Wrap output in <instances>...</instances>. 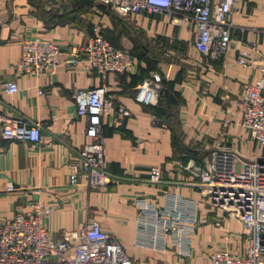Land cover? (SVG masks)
<instances>
[{"label": "crops", "instance_id": "crops-1", "mask_svg": "<svg viewBox=\"0 0 264 264\" xmlns=\"http://www.w3.org/2000/svg\"><path fill=\"white\" fill-rule=\"evenodd\" d=\"M34 1L0 0V79L12 78L17 87L13 94L0 95V129L2 118L15 114L37 121L41 132L36 145L0 136V219L26 211L29 202L38 201L50 208L44 226L52 239L95 220L121 242L136 264H196L202 257L195 256L194 247L185 256L169 239L159 247L153 238L156 229L147 226V219L144 225L139 223L135 201L142 199L158 209L197 201L200 217L206 201L180 165L187 159L200 163L214 145L236 139L239 154L260 152L239 125L234 105L241 87L258 72L254 66L237 65L234 58L240 41L248 39L257 44L264 64V0H236L229 19V47L214 60L194 49L191 29L173 26L161 14H142L129 15L125 26L132 57L126 73L98 75L84 71L82 65L71 68L60 62L53 74H14L9 65L24 37L35 35L64 47L82 43L95 26L85 27L81 16L51 21L36 14ZM96 27L112 46L119 47L116 35ZM125 27H118L117 34ZM153 73L160 77L156 103L135 102V87ZM94 87L104 88L115 105L129 113L123 117L113 109L101 119L109 179L102 189L87 187L83 176L75 185L67 181L71 166L78 164V150L87 141L84 119L75 114L72 94ZM150 167L159 168L157 182L148 180ZM7 183L13 191H5ZM194 236L189 244L197 242Z\"/></svg>", "mask_w": 264, "mask_h": 264}, {"label": "built area", "instance_id": "built-area-1", "mask_svg": "<svg viewBox=\"0 0 264 264\" xmlns=\"http://www.w3.org/2000/svg\"><path fill=\"white\" fill-rule=\"evenodd\" d=\"M100 2L122 16L161 14L171 25L191 29L195 35L194 49L212 60L229 47V19L236 0ZM240 42L234 62L242 67L254 66L258 76L241 87L234 105L239 125L260 152L239 154L234 148L235 142L231 146L214 145L200 163L187 159L180 167L193 177L190 184L198 188L200 199H205L209 208L224 212L240 224L246 242L241 251L226 248L212 251L196 264H264V64L260 62V51L254 41L243 39ZM60 62L71 68L82 65L84 71L98 75L123 74L131 67L132 57L128 49L112 46L94 26L82 43L64 47L39 36L24 37L9 69L14 74L40 76L53 74ZM159 90L160 77L153 73L135 87L133 99L153 105ZM16 91L12 78L0 79V95ZM72 99L75 114L84 119L83 134L87 141L78 150V164L71 166L67 181L75 185L78 177L83 176L87 187L102 189L109 179L103 159L101 119L113 109L123 117L129 113L115 105L102 87L76 89ZM1 122L0 136L4 140L31 145L41 140L37 121L14 114L2 118ZM153 122L157 121L153 119ZM159 174L158 167H150L148 180L157 182ZM13 190L11 183L5 185V191ZM135 204L140 213L139 223L144 225L147 219V226L156 229L153 235L157 237L168 233L177 244L182 236L183 243L196 228L197 201L161 209L142 199H137ZM49 211V207L33 201L28 203L26 211L0 219V264H136L124 252L121 242L104 232L95 220L64 232L60 239H52L44 226V217ZM182 221L187 224L183 225ZM159 245L163 248L165 242ZM179 250L184 254L183 249Z\"/></svg>", "mask_w": 264, "mask_h": 264}, {"label": "rangeland", "instance_id": "rangeland-1", "mask_svg": "<svg viewBox=\"0 0 264 264\" xmlns=\"http://www.w3.org/2000/svg\"><path fill=\"white\" fill-rule=\"evenodd\" d=\"M33 5L36 9V14L48 17L51 21L62 22L68 17H84L85 21L83 24L85 27L90 28L97 24L109 36L116 35L118 43L115 45L119 46L117 48L127 49L129 46V36L126 33L127 28L125 27L129 22L128 16L119 15L108 5L101 3L100 0H35ZM66 12H69L70 15H63ZM123 26L125 29L117 34L118 27ZM244 137H246V134ZM228 142L224 146H231L232 142H235L234 148H236L239 140L236 139ZM205 207L203 209L204 214L202 215L201 213L199 217V205H197L196 228L194 232L186 236L188 238L183 243L182 236L177 241V245L168 233L161 237L153 235V238L157 239L159 244L163 241L167 243L169 239L173 247H178V250L179 248L183 249L184 256L187 255L188 249L191 247H194L193 252L197 257H205L210 252L223 248L231 251H241L246 242V236L241 232L242 228L240 224L218 209L209 208L207 205ZM182 222H184L183 225L187 224L185 221ZM194 233L195 239H193V242H197L189 244L190 237ZM180 252L181 250H179Z\"/></svg>", "mask_w": 264, "mask_h": 264}]
</instances>
